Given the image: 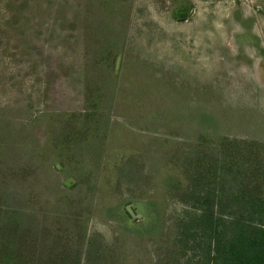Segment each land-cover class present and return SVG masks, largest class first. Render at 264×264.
Masks as SVG:
<instances>
[{
    "label": "rangeland",
    "instance_id": "rangeland-1",
    "mask_svg": "<svg viewBox=\"0 0 264 264\" xmlns=\"http://www.w3.org/2000/svg\"><path fill=\"white\" fill-rule=\"evenodd\" d=\"M263 212L264 0H0L12 263L225 264Z\"/></svg>",
    "mask_w": 264,
    "mask_h": 264
},
{
    "label": "trees",
    "instance_id": "trees-1",
    "mask_svg": "<svg viewBox=\"0 0 264 264\" xmlns=\"http://www.w3.org/2000/svg\"><path fill=\"white\" fill-rule=\"evenodd\" d=\"M264 212L262 213L261 220L263 222ZM264 223L254 228L255 231L251 233H243L242 231L233 236L225 237L222 250L225 248V264H264ZM258 233V234H257ZM2 239V238H0ZM16 241L14 238L7 242V252L5 249V242L3 245L5 252L0 255V264H16L12 263L10 253L14 254ZM35 248V247H31ZM28 248H24V251L19 254L21 263L29 262V256L27 255ZM2 251V250H1ZM20 252V251H19ZM18 264V262H17Z\"/></svg>",
    "mask_w": 264,
    "mask_h": 264
},
{
    "label": "water",
    "instance_id": "water-1",
    "mask_svg": "<svg viewBox=\"0 0 264 264\" xmlns=\"http://www.w3.org/2000/svg\"><path fill=\"white\" fill-rule=\"evenodd\" d=\"M133 208H134V205L133 204H130L128 207H127V211L128 213L131 215L132 218H135V214L133 212Z\"/></svg>",
    "mask_w": 264,
    "mask_h": 264
},
{
    "label": "flooded vegetation",
    "instance_id": "flooded-vegetation-1",
    "mask_svg": "<svg viewBox=\"0 0 264 264\" xmlns=\"http://www.w3.org/2000/svg\"><path fill=\"white\" fill-rule=\"evenodd\" d=\"M135 214V213H134ZM131 216V215H130Z\"/></svg>",
    "mask_w": 264,
    "mask_h": 264
}]
</instances>
